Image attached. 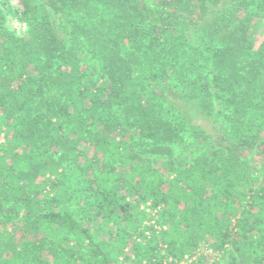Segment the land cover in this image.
Segmentation results:
<instances>
[{
  "label": "trees",
  "instance_id": "1",
  "mask_svg": "<svg viewBox=\"0 0 264 264\" xmlns=\"http://www.w3.org/2000/svg\"><path fill=\"white\" fill-rule=\"evenodd\" d=\"M21 2L25 36L0 8V132L29 146L0 143V264H171L201 241L264 264V0ZM42 5L67 17L68 37ZM203 113L222 118L218 136L188 122ZM187 130L206 145L182 163L143 161L128 143L159 150ZM71 133L92 149L76 194L59 171ZM91 195L111 244L57 207Z\"/></svg>",
  "mask_w": 264,
  "mask_h": 264
},
{
  "label": "rangeland",
  "instance_id": "2",
  "mask_svg": "<svg viewBox=\"0 0 264 264\" xmlns=\"http://www.w3.org/2000/svg\"><path fill=\"white\" fill-rule=\"evenodd\" d=\"M45 0H42L44 2ZM0 8L4 13V25L8 27L11 31L15 32L19 36H25L27 33L28 25L25 20H22L20 18V12L23 10L24 6L21 2V0H0ZM43 14L46 15V17L50 21L51 27L61 36V37H68L69 35V22L67 21V17L62 14L59 11H54L52 8L48 7L47 5H42L41 10L39 12V15ZM189 34V32H187ZM191 38V34H189ZM81 47V46H80ZM86 51H80L79 56L82 58H85ZM217 103V102H216ZM168 107L167 105H164L163 108ZM216 109H220V105L216 104ZM165 110V109H164ZM192 110L190 111V113ZM176 113V112H175ZM166 117H168L171 120H174V118H178L174 116V111H171L170 114H166ZM182 122L181 118L177 119ZM222 121V118L220 120L212 119L207 114H195L192 115V118H189L188 122L190 125H198L201 129L205 130L203 131L207 136L216 137L220 134V122ZM71 122V121H69ZM64 125V129L67 126L65 122H62ZM70 125V123L68 124ZM2 130L4 127H1ZM186 129V128H185ZM0 132V143L4 142V138H7L9 140L14 139V145L19 146L23 145L26 148L29 146H26L24 144H21L18 139L15 140L17 131L13 128L10 129L6 134L4 132ZM67 130V129H66ZM64 130V131H66ZM67 135V134H66ZM134 135V136H133ZM131 135L132 138L128 140V143L131 145V149H133L138 157H140L143 161L146 162H157L158 164L169 160H172L175 163H182L186 162L188 159L194 157L197 155L201 150H204V146L206 144H203L202 142H199L200 139L195 137L190 130H187L181 138L176 140L175 142H164L159 143L158 146L159 150L152 148V144L149 145L146 140L138 136L137 134L133 133ZM69 140V149L67 148V151H69V158L67 157H61L60 159V167L59 171L62 173L61 179L65 182V184L70 185L72 189H74V193H78L81 191L83 185L87 182L86 181V175L84 171V164L87 162L88 157L92 153V149L90 146L86 144L84 140H81L76 133H71L68 135ZM214 139V138H212ZM18 141V142H16ZM209 145V144H208ZM256 145L252 146L248 151L250 154H252V162H258L260 161L258 154L256 153ZM210 146V145H209ZM65 151V149L63 148ZM79 150H84L85 154L81 156H75V154ZM62 151L59 150L58 152H52L53 157L58 159L60 156V153ZM250 156V155H249ZM248 156V157H249ZM74 161V162H73ZM259 163V162H258ZM258 184L264 186V178L260 177L258 179ZM84 201L78 200H65L62 199L57 204L58 208H62L63 206H67L68 208L72 209L77 217L81 216H88L89 220V226L91 227V234L94 236V238L102 243H108L111 244L112 240L109 239L106 228L104 227V221H102L99 217V215H95L97 211V203H98V197L96 195H91L87 198V200ZM141 210H144L147 214L152 215V218L149 221H146L145 223H154L155 218L157 217L156 210H151V208L148 206V203L145 205L140 206ZM9 230V229H8ZM4 230H0V238L4 235ZM31 237V236H29ZM126 253L129 252V248L125 249ZM229 255H230V247L228 246L223 251H217L213 249V247L210 245V243L206 241H201L191 252L185 253L182 257L175 259L171 264H230L229 262ZM168 261H171V258H168ZM119 262L120 264H131L129 260H124L123 255L119 256ZM237 264H243L241 262H238Z\"/></svg>",
  "mask_w": 264,
  "mask_h": 264
}]
</instances>
